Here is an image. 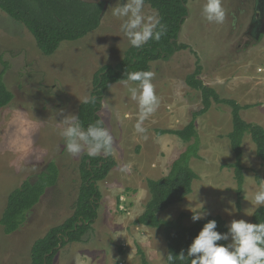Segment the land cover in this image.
Segmentation results:
<instances>
[{
    "label": "rangeland",
    "instance_id": "obj_1",
    "mask_svg": "<svg viewBox=\"0 0 264 264\" xmlns=\"http://www.w3.org/2000/svg\"><path fill=\"white\" fill-rule=\"evenodd\" d=\"M205 2L188 1L189 14L179 38L198 57L186 50L169 61L151 65L160 106L145 122L147 140L134 133L138 108L129 100L123 84L107 91L100 115L114 136L117 165L99 183L102 199L91 231L82 242L61 248L54 264H167L164 233L136 225L135 221L151 198L147 180L166 176L188 146L174 135H159L158 130L183 129L191 121L192 112L201 108L200 93L185 83L198 59L204 83L223 98L235 100L236 92L241 91V103L250 107L242 111L243 119L264 128V74L259 73L264 68V0H222L226 13L223 24L203 18ZM116 3L111 1L96 31L79 41L63 42L52 56L44 55L29 30L0 9V57L8 64L5 83L14 95L11 105L31 103L35 118L48 120L36 137V146L45 153L35 170L14 164L12 154L0 145V219L9 194L26 180L35 182L52 161L60 173L57 185L47 190L16 233L6 235L0 226V264H31L34 243L73 215L81 186V158L86 153L72 157L64 151L55 113L64 109L65 114L78 115L80 105L91 97L94 76L105 66H116L131 47L120 30L121 19L111 14L110 8ZM153 11L145 4L146 13ZM3 70L0 64V73ZM61 119L56 116L57 122ZM196 127L201 148L200 159L191 163L199 176L193 193L159 217L175 221L182 213L187 214L184 223L192 226L193 212L202 211L204 218L218 215L227 225L233 219L253 223L254 212L262 206H253L250 201L264 181V165L251 137L244 140L245 185L239 208L235 170L228 167L235 163L228 139L232 131L230 108L213 106L197 119ZM124 164H130L129 172L120 171ZM229 201L234 202V209ZM248 209L250 216L245 215Z\"/></svg>",
    "mask_w": 264,
    "mask_h": 264
},
{
    "label": "trees",
    "instance_id": "obj_2",
    "mask_svg": "<svg viewBox=\"0 0 264 264\" xmlns=\"http://www.w3.org/2000/svg\"><path fill=\"white\" fill-rule=\"evenodd\" d=\"M188 1L145 0V4L159 13L161 23L166 26V34L159 41L150 40L140 49L130 47L116 66L108 65L98 71L93 79L91 97L80 105L78 111L85 128L90 123L103 120L100 110L105 95L112 86L121 83L120 80L125 78L126 71H151L152 63L169 61L176 53L186 50H191L198 57L197 52L189 45L179 42V34L189 14ZM103 8V3L93 5L78 0H0V9L29 30L36 40L37 47L46 56L55 54L63 42L79 41L96 31L104 16ZM0 64L4 67L0 73V109H4L12 104L14 95L5 83L8 64L2 57ZM202 70L198 59L195 71L185 80L191 90L200 93L201 108L192 112L191 121L183 129L158 130L159 135H174L188 146L173 162L166 176L147 180L151 198L144 212L135 221L136 225L164 233L168 247L167 255L171 252L178 256L182 250L187 255V249L193 239L209 220L214 219L218 222V231L222 233L227 231L226 221L218 215L203 218L192 226H186L184 223L187 214L182 213L175 221L159 217L160 214L184 202L193 193L194 183L199 178L191 166L192 161L200 159L201 143L196 127L199 117L207 114L215 105H226L231 110L232 131L228 134V139L235 163L228 167L235 170L239 208L245 185L243 146L246 136L251 137L256 146L257 156L264 165V128L243 119L241 113L248 110L249 106H242L234 99L223 98L217 90L206 85L201 79ZM116 165L113 154L107 157L84 155L81 158V186L73 207V215L34 243L31 264H54L61 248L83 241L99 217L102 199L99 183L109 176ZM59 174L57 164L52 161L35 182L26 180L9 194L0 219V226L6 235H12L21 228L29 212L41 202L47 190L57 185ZM252 221L254 224L264 223V206L254 212ZM139 253L145 258L140 248ZM175 264H191V261L176 259Z\"/></svg>",
    "mask_w": 264,
    "mask_h": 264
},
{
    "label": "clouds",
    "instance_id": "obj_3",
    "mask_svg": "<svg viewBox=\"0 0 264 264\" xmlns=\"http://www.w3.org/2000/svg\"><path fill=\"white\" fill-rule=\"evenodd\" d=\"M110 10L112 16L121 19L120 30L131 47L140 49L150 40L159 41L166 34V26L161 23L159 13L145 12V0H117ZM202 16L209 23L223 24L226 13L222 0H206ZM154 76L153 71H126L125 78L120 80L127 90L129 100L135 102L138 108L134 133L145 140L148 139L145 122L160 106V98L153 83ZM33 108V104L21 101L19 105L0 109V145L6 146L13 156V163L24 170H35L45 153V149L36 146V137L48 120L36 119ZM56 116L62 119L57 122ZM55 121L63 139V149L70 156L79 157L86 153L89 157L101 154L107 157L114 153V136L103 120L90 123L85 128L78 115L65 114V110L60 109L55 113ZM130 170V164L120 167L124 173ZM245 193L247 196L248 193ZM250 202L253 206H264V181ZM229 203L234 209V202ZM251 209L246 210L245 215L250 216ZM225 211L231 215L228 209ZM204 215L202 211L193 212L191 219L197 222ZM226 227L227 231L222 233L217 230L218 222L209 220L193 239L187 255L184 250L178 256L170 252L167 261L169 264H175L176 259H190L191 264H264V223L254 224L244 219H233Z\"/></svg>",
    "mask_w": 264,
    "mask_h": 264
},
{
    "label": "water",
    "instance_id": "obj_4",
    "mask_svg": "<svg viewBox=\"0 0 264 264\" xmlns=\"http://www.w3.org/2000/svg\"><path fill=\"white\" fill-rule=\"evenodd\" d=\"M78 1H81V2L86 3V4H93V5L103 3L104 4L103 15H104L112 0H78ZM179 37H180V34H179Z\"/></svg>",
    "mask_w": 264,
    "mask_h": 264
},
{
    "label": "crops",
    "instance_id": "obj_5",
    "mask_svg": "<svg viewBox=\"0 0 264 264\" xmlns=\"http://www.w3.org/2000/svg\"><path fill=\"white\" fill-rule=\"evenodd\" d=\"M120 84V83H119ZM237 93V96H236V98H235V100L236 101H238L242 106H244L241 102H242V99H244V97L243 96H239L240 94H241V91H237L236 92Z\"/></svg>",
    "mask_w": 264,
    "mask_h": 264
},
{
    "label": "built area",
    "instance_id": "obj_6",
    "mask_svg": "<svg viewBox=\"0 0 264 264\" xmlns=\"http://www.w3.org/2000/svg\"><path fill=\"white\" fill-rule=\"evenodd\" d=\"M259 73L264 74V68H260Z\"/></svg>",
    "mask_w": 264,
    "mask_h": 264
}]
</instances>
